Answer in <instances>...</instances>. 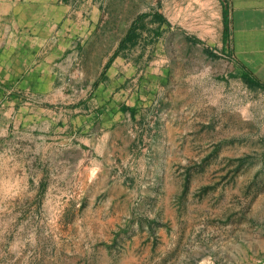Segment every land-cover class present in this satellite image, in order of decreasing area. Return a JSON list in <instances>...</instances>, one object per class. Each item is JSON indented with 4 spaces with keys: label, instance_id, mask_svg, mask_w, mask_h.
I'll return each instance as SVG.
<instances>
[{
    "label": "crops",
    "instance_id": "0c3cea01",
    "mask_svg": "<svg viewBox=\"0 0 264 264\" xmlns=\"http://www.w3.org/2000/svg\"><path fill=\"white\" fill-rule=\"evenodd\" d=\"M214 121L218 163L240 146L262 165L264 0H0V176L38 193L47 176L104 172L138 225L160 161L200 155ZM218 219L201 258L264 264V200Z\"/></svg>",
    "mask_w": 264,
    "mask_h": 264
},
{
    "label": "rangeland",
    "instance_id": "374dc122",
    "mask_svg": "<svg viewBox=\"0 0 264 264\" xmlns=\"http://www.w3.org/2000/svg\"><path fill=\"white\" fill-rule=\"evenodd\" d=\"M215 126L196 145L200 155L186 160L182 149L171 168L160 161L164 184L154 194L145 192L138 225L118 217L125 211L121 205L111 207L120 184L104 172L47 176L38 193L26 176H0V264H210L201 258L205 223L216 226L242 202L264 200V161L258 167L259 156L226 146L218 163ZM233 131L225 128L226 134ZM241 164L250 166L241 172ZM154 198L153 208L147 202Z\"/></svg>",
    "mask_w": 264,
    "mask_h": 264
}]
</instances>
